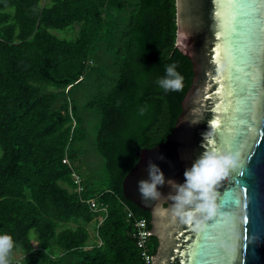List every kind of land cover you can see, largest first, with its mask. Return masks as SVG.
I'll list each match as a JSON object with an SVG mask.
<instances>
[{
  "label": "trees",
  "instance_id": "trees-1",
  "mask_svg": "<svg viewBox=\"0 0 264 264\" xmlns=\"http://www.w3.org/2000/svg\"><path fill=\"white\" fill-rule=\"evenodd\" d=\"M175 40V0H0V264H147L126 207L150 230L149 213L121 185L181 112L192 65L167 61ZM90 123L98 180L76 166Z\"/></svg>",
  "mask_w": 264,
  "mask_h": 264
},
{
  "label": "water",
  "instance_id": "water-1",
  "mask_svg": "<svg viewBox=\"0 0 264 264\" xmlns=\"http://www.w3.org/2000/svg\"><path fill=\"white\" fill-rule=\"evenodd\" d=\"M175 22L167 61L192 81L122 196L149 213L150 264H264V0H175Z\"/></svg>",
  "mask_w": 264,
  "mask_h": 264
},
{
  "label": "built area",
  "instance_id": "built-area-1",
  "mask_svg": "<svg viewBox=\"0 0 264 264\" xmlns=\"http://www.w3.org/2000/svg\"><path fill=\"white\" fill-rule=\"evenodd\" d=\"M73 124H74V122H73ZM62 163L66 164L67 166L70 167V169H71L70 175H71L72 183L76 189V192H78V194H82V192L84 191V186H83L81 176L72 167V164L70 163V161L68 160V158L66 156L62 159ZM80 200L89 204V207L91 210L98 211V208H97L98 203L96 202L95 199L89 198V199L85 200V199L81 198ZM102 210L105 211V208H102ZM126 217L128 219L132 220L133 238L135 239L137 247L141 250L142 257L144 258V260L148 264L150 262V259H151L147 254V248H146V244L149 240V237L151 236V232L148 228V223H147L146 219H144V218H135L133 215V212L128 207H126Z\"/></svg>",
  "mask_w": 264,
  "mask_h": 264
},
{
  "label": "rangeland",
  "instance_id": "rangeland-1",
  "mask_svg": "<svg viewBox=\"0 0 264 264\" xmlns=\"http://www.w3.org/2000/svg\"><path fill=\"white\" fill-rule=\"evenodd\" d=\"M55 33L60 39L71 40L75 37V34L70 30H62V31H52ZM92 123L87 125L88 138L87 142L84 144V149L82 153L79 155V158L76 161V166L78 171L83 174L85 178L93 177L95 180H98L102 177V159L95 152L92 147V131H94ZM31 239L34 241L35 234L32 231L30 233ZM16 256H19L18 254Z\"/></svg>",
  "mask_w": 264,
  "mask_h": 264
}]
</instances>
